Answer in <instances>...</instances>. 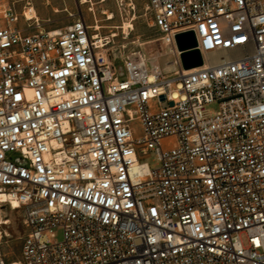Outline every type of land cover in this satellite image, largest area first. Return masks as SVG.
<instances>
[{
  "label": "built area",
  "instance_id": "built-area-1",
  "mask_svg": "<svg viewBox=\"0 0 264 264\" xmlns=\"http://www.w3.org/2000/svg\"><path fill=\"white\" fill-rule=\"evenodd\" d=\"M147 9L169 75L0 3V209L25 229L11 262L0 226V264H264V0Z\"/></svg>",
  "mask_w": 264,
  "mask_h": 264
},
{
  "label": "rangeland",
  "instance_id": "rangeland-1",
  "mask_svg": "<svg viewBox=\"0 0 264 264\" xmlns=\"http://www.w3.org/2000/svg\"><path fill=\"white\" fill-rule=\"evenodd\" d=\"M0 3L15 5L19 14L34 8L45 30L51 29L48 26L51 23L66 27L83 17L89 26L101 27L97 32L92 30L93 35L111 38L103 50L115 59V63L121 62L127 55L141 52L159 63L165 75L173 70L174 57L153 25L152 15L147 9L148 0H0ZM21 24H24L23 18ZM114 34L118 36L113 38ZM142 163L152 166L155 155L151 154ZM5 213L10 222L5 229L10 237L4 245V252L12 262L21 255L25 229L20 211L6 210Z\"/></svg>",
  "mask_w": 264,
  "mask_h": 264
},
{
  "label": "water",
  "instance_id": "water-1",
  "mask_svg": "<svg viewBox=\"0 0 264 264\" xmlns=\"http://www.w3.org/2000/svg\"><path fill=\"white\" fill-rule=\"evenodd\" d=\"M176 42L179 51L182 52L181 60L184 70H192L203 66L202 55L198 50H195L197 42L193 33L178 35ZM162 92L163 90H160V93ZM170 105H173V103Z\"/></svg>",
  "mask_w": 264,
  "mask_h": 264
},
{
  "label": "bare ground",
  "instance_id": "bare-ground-1",
  "mask_svg": "<svg viewBox=\"0 0 264 264\" xmlns=\"http://www.w3.org/2000/svg\"><path fill=\"white\" fill-rule=\"evenodd\" d=\"M26 15H27V18L29 19V20H31V19H34V18H37V14H36V11H35V9L34 8H31L27 13H26ZM111 17V16H110ZM112 18H110V20H111ZM91 28H92V30L94 31V32H97L98 30H100L101 29V27L100 26H95V27H93V26H91ZM127 28H128V26H126L125 27V29H126V31H127ZM95 37L94 38H96V39H102V37L100 38L97 34H95L94 35ZM118 35H116V34H114L112 37L113 38H116ZM107 39H111V38H107ZM102 43H104V41L102 42ZM109 43H110V41H108L106 44H102V45H100V47H102L103 49L106 47V46H108L109 45ZM173 67V66H172ZM191 71L190 70H184V73L185 74H189ZM147 169V167H139V171L141 172V171H145ZM10 222L7 220V218H6V213H5V211L3 210V209H0V226H3V225H8Z\"/></svg>",
  "mask_w": 264,
  "mask_h": 264
},
{
  "label": "crops",
  "instance_id": "crops-1",
  "mask_svg": "<svg viewBox=\"0 0 264 264\" xmlns=\"http://www.w3.org/2000/svg\"><path fill=\"white\" fill-rule=\"evenodd\" d=\"M36 11V10H35ZM36 14H37V12H36ZM44 14V13H43ZM44 17H46V15L44 14L43 15ZM37 18H38V16H37ZM44 22L45 23H51L50 21H47V20H44ZM42 26H44V25H42ZM48 26H50V28L51 29H49V30H47V31H57V30H62V29H65V28H67V27H69V26H66V27H62V26H60L58 23H51V24H49ZM61 27V28H60Z\"/></svg>",
  "mask_w": 264,
  "mask_h": 264
}]
</instances>
